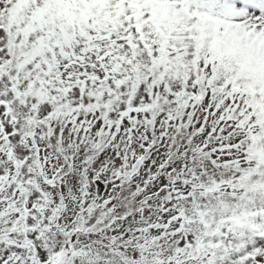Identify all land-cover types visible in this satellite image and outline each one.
Returning <instances> with one entry per match:
<instances>
[{"label":"snow or ice","instance_id":"snow-or-ice-1","mask_svg":"<svg viewBox=\"0 0 264 264\" xmlns=\"http://www.w3.org/2000/svg\"><path fill=\"white\" fill-rule=\"evenodd\" d=\"M0 264H264V0H0Z\"/></svg>","mask_w":264,"mask_h":264}]
</instances>
